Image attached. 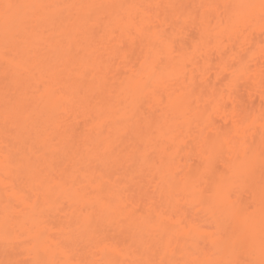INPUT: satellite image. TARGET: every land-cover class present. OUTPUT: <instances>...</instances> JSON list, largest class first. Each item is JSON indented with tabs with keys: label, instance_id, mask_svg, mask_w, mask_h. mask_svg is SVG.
I'll use <instances>...</instances> for the list:
<instances>
[{
	"label": "bare ground",
	"instance_id": "obj_1",
	"mask_svg": "<svg viewBox=\"0 0 264 264\" xmlns=\"http://www.w3.org/2000/svg\"><path fill=\"white\" fill-rule=\"evenodd\" d=\"M0 264H264V0H0Z\"/></svg>",
	"mask_w": 264,
	"mask_h": 264
}]
</instances>
